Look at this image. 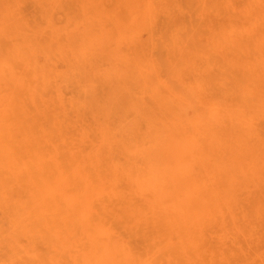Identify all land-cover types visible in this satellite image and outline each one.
<instances>
[{
	"label": "bare ground",
	"instance_id": "1",
	"mask_svg": "<svg viewBox=\"0 0 264 264\" xmlns=\"http://www.w3.org/2000/svg\"><path fill=\"white\" fill-rule=\"evenodd\" d=\"M222 110L194 134L143 111L37 130L0 90V264H264V129Z\"/></svg>",
	"mask_w": 264,
	"mask_h": 264
},
{
	"label": "rangeland",
	"instance_id": "2",
	"mask_svg": "<svg viewBox=\"0 0 264 264\" xmlns=\"http://www.w3.org/2000/svg\"><path fill=\"white\" fill-rule=\"evenodd\" d=\"M221 82L239 92L214 106ZM0 90L37 130L143 111L194 134L223 108L264 129V0H0Z\"/></svg>",
	"mask_w": 264,
	"mask_h": 264
}]
</instances>
